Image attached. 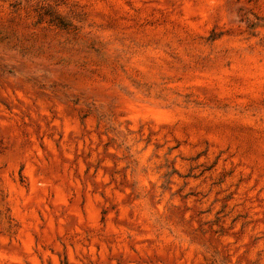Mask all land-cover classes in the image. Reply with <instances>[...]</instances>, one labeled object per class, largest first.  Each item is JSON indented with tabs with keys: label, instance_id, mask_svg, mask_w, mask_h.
Segmentation results:
<instances>
[{
	"label": "rangeland",
	"instance_id": "1",
	"mask_svg": "<svg viewBox=\"0 0 264 264\" xmlns=\"http://www.w3.org/2000/svg\"><path fill=\"white\" fill-rule=\"evenodd\" d=\"M0 264H264V0H0Z\"/></svg>",
	"mask_w": 264,
	"mask_h": 264
}]
</instances>
